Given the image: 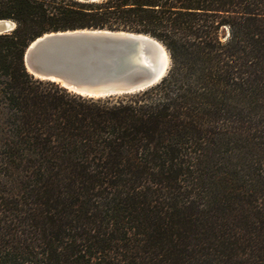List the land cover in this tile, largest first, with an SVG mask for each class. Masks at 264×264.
<instances>
[{
	"label": "trees",
	"instance_id": "trees-1",
	"mask_svg": "<svg viewBox=\"0 0 264 264\" xmlns=\"http://www.w3.org/2000/svg\"><path fill=\"white\" fill-rule=\"evenodd\" d=\"M0 264H264V0H0ZM156 39V85L34 79L51 32Z\"/></svg>",
	"mask_w": 264,
	"mask_h": 264
},
{
	"label": "water",
	"instance_id": "water-1",
	"mask_svg": "<svg viewBox=\"0 0 264 264\" xmlns=\"http://www.w3.org/2000/svg\"><path fill=\"white\" fill-rule=\"evenodd\" d=\"M14 28V22L0 20V35ZM163 51L167 55L164 64ZM23 64L34 79L98 99L133 94L156 85L167 73L169 57L156 39L145 34L77 29L47 33L31 41L23 52Z\"/></svg>",
	"mask_w": 264,
	"mask_h": 264
},
{
	"label": "bare ground",
	"instance_id": "bare-ground-1",
	"mask_svg": "<svg viewBox=\"0 0 264 264\" xmlns=\"http://www.w3.org/2000/svg\"><path fill=\"white\" fill-rule=\"evenodd\" d=\"M161 60H162L163 64L166 63V61H167V55L164 51L162 52Z\"/></svg>",
	"mask_w": 264,
	"mask_h": 264
},
{
	"label": "rangeland",
	"instance_id": "rangeland-1",
	"mask_svg": "<svg viewBox=\"0 0 264 264\" xmlns=\"http://www.w3.org/2000/svg\"><path fill=\"white\" fill-rule=\"evenodd\" d=\"M169 57V56H168ZM169 64H170V60H169Z\"/></svg>",
	"mask_w": 264,
	"mask_h": 264
}]
</instances>
